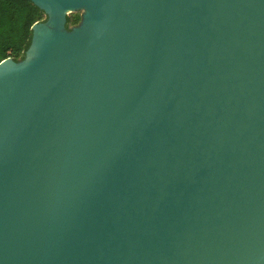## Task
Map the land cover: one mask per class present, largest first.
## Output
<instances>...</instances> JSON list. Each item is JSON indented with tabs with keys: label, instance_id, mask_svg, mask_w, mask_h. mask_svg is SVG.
I'll use <instances>...</instances> for the list:
<instances>
[{
	"label": "water",
	"instance_id": "1",
	"mask_svg": "<svg viewBox=\"0 0 264 264\" xmlns=\"http://www.w3.org/2000/svg\"><path fill=\"white\" fill-rule=\"evenodd\" d=\"M27 1L0 264H264V0Z\"/></svg>",
	"mask_w": 264,
	"mask_h": 264
},
{
	"label": "trees",
	"instance_id": "2",
	"mask_svg": "<svg viewBox=\"0 0 264 264\" xmlns=\"http://www.w3.org/2000/svg\"><path fill=\"white\" fill-rule=\"evenodd\" d=\"M44 13L27 0H0V61L22 59L29 46L31 26L43 22ZM79 20L66 17V26Z\"/></svg>",
	"mask_w": 264,
	"mask_h": 264
},
{
	"label": "rangeland",
	"instance_id": "3",
	"mask_svg": "<svg viewBox=\"0 0 264 264\" xmlns=\"http://www.w3.org/2000/svg\"><path fill=\"white\" fill-rule=\"evenodd\" d=\"M68 17H70L71 19L77 18L78 20L80 19V12H74V13H70L68 14ZM78 23V22H77ZM76 23V24H77ZM75 24V25H76Z\"/></svg>",
	"mask_w": 264,
	"mask_h": 264
}]
</instances>
